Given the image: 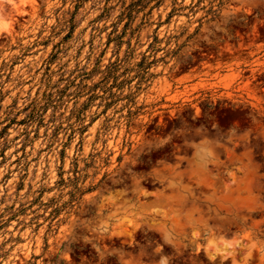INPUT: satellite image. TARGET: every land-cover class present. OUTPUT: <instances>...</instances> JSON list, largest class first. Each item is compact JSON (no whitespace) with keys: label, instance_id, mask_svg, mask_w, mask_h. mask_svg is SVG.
I'll list each match as a JSON object with an SVG mask.
<instances>
[{"label":"rangeland","instance_id":"1","mask_svg":"<svg viewBox=\"0 0 264 264\" xmlns=\"http://www.w3.org/2000/svg\"><path fill=\"white\" fill-rule=\"evenodd\" d=\"M0 25V264H264V0Z\"/></svg>","mask_w":264,"mask_h":264},{"label":"crops","instance_id":"2","mask_svg":"<svg viewBox=\"0 0 264 264\" xmlns=\"http://www.w3.org/2000/svg\"><path fill=\"white\" fill-rule=\"evenodd\" d=\"M9 0H0V3H7Z\"/></svg>","mask_w":264,"mask_h":264},{"label":"bare ground","instance_id":"3","mask_svg":"<svg viewBox=\"0 0 264 264\" xmlns=\"http://www.w3.org/2000/svg\"><path fill=\"white\" fill-rule=\"evenodd\" d=\"M0 27H1V25H0ZM220 250H221V249H220ZM220 250H219V251H220ZM221 252H223V251H221ZM215 254H216V253H215ZM222 254H223V253H222Z\"/></svg>","mask_w":264,"mask_h":264}]
</instances>
